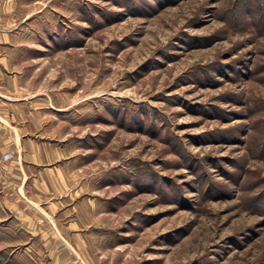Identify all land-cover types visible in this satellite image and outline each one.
Returning <instances> with one entry per match:
<instances>
[{"label":"rangeland","instance_id":"obj_1","mask_svg":"<svg viewBox=\"0 0 264 264\" xmlns=\"http://www.w3.org/2000/svg\"><path fill=\"white\" fill-rule=\"evenodd\" d=\"M0 90L104 257L264 264V0H0ZM4 202L0 264H46Z\"/></svg>","mask_w":264,"mask_h":264},{"label":"crops","instance_id":"obj_2","mask_svg":"<svg viewBox=\"0 0 264 264\" xmlns=\"http://www.w3.org/2000/svg\"><path fill=\"white\" fill-rule=\"evenodd\" d=\"M0 96L5 97L0 98V154L5 150L15 149L17 152L14 151V155L21 162L18 166L12 156L11 160L4 163L7 167H0V200H5L6 210L12 214L13 219L19 217L20 220V216L24 219L22 227L28 231L29 236L38 238V250L42 252L43 249L47 253L46 264H117L108 256L104 257L105 254L101 251L104 247L95 239L101 231L75 228L73 220L63 223L58 218L60 213L57 217H52V220L47 218L45 204L49 203L50 212H63L66 208L63 205L67 204V200H50L46 203V200L36 198L44 196L46 189H53L61 194L67 184L59 169L43 167L37 170L32 165L37 162L35 157L45 162V154L44 151H37L40 145L34 139L23 136L21 132L19 125L23 123V118L19 109L24 106L7 95V91L0 90ZM24 105L31 107V103ZM42 147L46 148L44 144ZM47 152L46 150L45 153ZM26 155L30 158L25 161ZM10 190L17 197L11 195ZM30 207L50 221L53 228L46 229L44 224L28 217L26 210Z\"/></svg>","mask_w":264,"mask_h":264}]
</instances>
